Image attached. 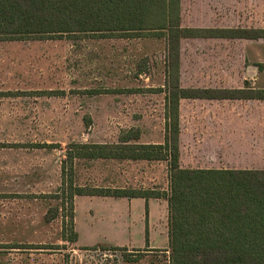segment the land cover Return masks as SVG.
Returning a JSON list of instances; mask_svg holds the SVG:
<instances>
[{
  "label": "rangeland",
  "instance_id": "1",
  "mask_svg": "<svg viewBox=\"0 0 264 264\" xmlns=\"http://www.w3.org/2000/svg\"><path fill=\"white\" fill-rule=\"evenodd\" d=\"M191 1L185 3L187 14ZM199 4L196 14H226V25L264 28V0ZM164 58L162 41L153 39L77 36L0 42V92L13 93L0 96V142L49 145L0 148V264H169L168 252L160 251L168 248L163 216L158 217L161 208L150 240L146 216L139 234L137 211L118 213L108 206L113 212L105 214L98 199L92 209L93 227L84 232V241L93 249H83L62 240L68 219L67 204L61 205L67 197L61 189L70 181L86 188L167 193L165 162L77 159L71 177L68 167L61 176L71 144L115 143L129 128L140 130V142L163 141L164 101L158 88L164 82ZM181 59L186 87L237 88L244 80L264 87L263 39L186 40ZM46 90L52 93L42 95ZM240 106L242 122L258 118L264 123V103ZM84 207L77 203L79 221ZM14 244L60 248H7Z\"/></svg>",
  "mask_w": 264,
  "mask_h": 264
},
{
  "label": "trees",
  "instance_id": "2",
  "mask_svg": "<svg viewBox=\"0 0 264 264\" xmlns=\"http://www.w3.org/2000/svg\"><path fill=\"white\" fill-rule=\"evenodd\" d=\"M179 22L180 0H0V42L77 36L157 38L165 42L164 88L159 90L165 94L163 142L141 143L140 130L130 128L121 131L115 143L71 144L64 155L61 176L68 167L71 177L72 163L77 159L165 162L167 193L86 188L70 181L66 189H61L62 194L67 193L61 205L64 208L67 204L68 219L62 225V240L70 243L77 240L73 222L75 196L166 198L168 248L160 251L168 252L169 264H264V170L191 169L179 164L181 99L264 100V88L253 87L246 81L236 89L181 87L180 41L185 38L258 40L264 39V29H191L181 28ZM7 248L59 249L60 246L14 244Z\"/></svg>",
  "mask_w": 264,
  "mask_h": 264
},
{
  "label": "crops",
  "instance_id": "3",
  "mask_svg": "<svg viewBox=\"0 0 264 264\" xmlns=\"http://www.w3.org/2000/svg\"><path fill=\"white\" fill-rule=\"evenodd\" d=\"M200 0H192L189 8L191 13H186V0H180V22L181 28H246L233 27L226 25V14H196ZM255 29V28H253ZM264 29V28H262ZM162 41L165 49V42L163 39L147 38ZM198 39H223V38H185L180 41V86L183 88H217V87H186L182 78V44L186 40ZM131 40V39H126ZM144 40V39H143ZM250 40V39H249ZM259 40V39H258ZM264 40V39H263ZM258 65V64H257ZM261 67V66H260ZM251 81L244 80V82ZM243 87V84L242 86ZM237 87V88H241ZM261 87L262 86H256ZM163 85L158 88L163 90ZM222 88V87H220ZM236 89V88H228ZM49 90L42 91V95H49ZM161 92V91H159ZM163 94V117L165 108V94ZM13 93L6 91L0 92V96H9ZM264 103V100H237V99H181L179 101V164L183 168L191 169H255L264 170V123L258 118L254 123L242 122L240 115L241 103ZM130 129V128H129ZM128 130V129H127ZM140 140V139H139ZM140 142V141H139ZM163 142V141H162ZM159 142V143H162ZM144 143V142H141ZM152 143V144H159ZM149 144V143H146ZM49 148L47 144H21L18 142H0V148ZM135 162V161H134ZM140 162V161H137ZM147 162V161H142ZM151 163V162H147ZM167 168V167H166ZM98 199H101L104 207H101L106 214L107 210L112 208L108 206H115L117 212L126 209L128 213L131 211L138 214L137 223L140 225L137 230L139 234L143 232L141 225L145 221V216L148 222V236H152L153 219L159 214L161 208V215L165 224L168 236V203L166 198H150L145 200L143 198H126V197H100V196H75L73 199L74 208V230L77 234L76 245L81 247H93L85 240V233L91 230L93 223L92 209ZM114 201V202H113ZM81 203L84 207V213L87 215L79 221L76 218L77 203ZM147 209V214L144 212ZM120 210V211H119ZM103 216V218H105ZM106 219V218H105ZM84 220L82 223L81 221ZM162 220V219H159ZM122 224H118L117 228ZM165 230V229H164ZM150 240H152L150 238ZM95 242V241H94ZM91 243V242H90Z\"/></svg>",
  "mask_w": 264,
  "mask_h": 264
}]
</instances>
